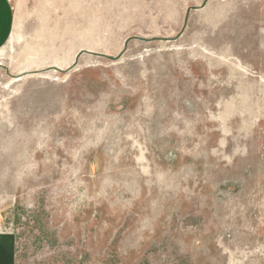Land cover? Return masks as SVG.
I'll use <instances>...</instances> for the list:
<instances>
[{
  "label": "rangeland",
  "instance_id": "obj_1",
  "mask_svg": "<svg viewBox=\"0 0 264 264\" xmlns=\"http://www.w3.org/2000/svg\"><path fill=\"white\" fill-rule=\"evenodd\" d=\"M9 1L15 264H264V0Z\"/></svg>",
  "mask_w": 264,
  "mask_h": 264
},
{
  "label": "crops",
  "instance_id": "obj_2",
  "mask_svg": "<svg viewBox=\"0 0 264 264\" xmlns=\"http://www.w3.org/2000/svg\"><path fill=\"white\" fill-rule=\"evenodd\" d=\"M14 16L9 0H0V50L10 39ZM0 264H15V239L10 233H0Z\"/></svg>",
  "mask_w": 264,
  "mask_h": 264
}]
</instances>
